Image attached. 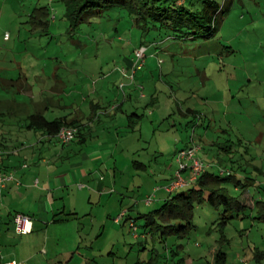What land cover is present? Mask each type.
Wrapping results in <instances>:
<instances>
[{
  "label": "rangeland",
  "instance_id": "374dc122",
  "mask_svg": "<svg viewBox=\"0 0 264 264\" xmlns=\"http://www.w3.org/2000/svg\"><path fill=\"white\" fill-rule=\"evenodd\" d=\"M212 1L223 8L215 35L183 40L163 34L156 40L166 50L156 55L151 41L156 32H143L127 11L112 9L71 25L57 0H0V96L30 105L26 84L38 94L37 81L56 72L58 77L68 74L74 86L81 89L83 85L86 93L96 92L92 97L106 108V97L116 98L127 89L132 93L124 102L128 120L134 110L140 115H133L135 126L127 125L124 138L117 141L121 144L115 153L117 165L92 169L105 179L102 190L110 192L102 201L80 199L78 213L64 212L63 200L57 196L55 201L61 206L56 204L50 211L54 221L50 230L38 227L28 235L16 234L12 216L2 209L0 264L13 258L22 262L25 252L36 255L25 264H145L152 252L166 251L167 244H179L190 264L213 260L221 235L217 222L226 214L223 208L207 202L199 205L190 235L170 237L167 242L145 235V219L140 215L162 206L161 200L156 202L159 193L152 203L146 198L161 185L159 175L178 163V149L186 146L193 133L202 138L193 141L202 145L203 159L204 144L211 142L208 157L216 164L211 169L241 180L239 187L227 185L231 195L249 201L252 207L254 198H264V0H228L226 5V0ZM44 7L50 9L48 17L46 9L36 10ZM142 40L151 44L145 66L132 80L136 85L124 87L129 81L122 68L125 59ZM7 79L19 83L11 85ZM77 79L84 84L76 83ZM6 107L0 106V125L9 117ZM188 107L199 110L200 117L181 115ZM59 112L51 108L47 115L55 118ZM17 117L25 119L24 114ZM105 136L112 137L111 131ZM96 180L97 175L88 178ZM128 206L132 215L116 222ZM252 207L240 215L227 213L234 215L226 228L230 239L225 246L227 264H264V256L260 262L255 258L257 251L264 254V220L256 218ZM38 210L37 206L27 212L36 216ZM6 232L10 237H2ZM22 241L25 246H19ZM12 247H17L16 254L9 256ZM158 264L167 262L163 258Z\"/></svg>",
  "mask_w": 264,
  "mask_h": 264
},
{
  "label": "crops",
  "instance_id": "0c3cea01",
  "mask_svg": "<svg viewBox=\"0 0 264 264\" xmlns=\"http://www.w3.org/2000/svg\"><path fill=\"white\" fill-rule=\"evenodd\" d=\"M152 44H154L152 47L156 49V51H153L156 55L165 52L166 48H163L162 44L157 42V40L152 42ZM134 49L130 58L125 59L126 64L122 67L128 71L132 70L134 64ZM159 59L161 58L159 57ZM67 76L69 75L58 77L56 72H52V77L54 78L50 76L40 78V83L37 81V84L40 85L38 94L32 90L31 85L26 84L27 95L31 97V101H28L30 105L25 104L23 100L18 101L12 96H0V106H7L5 111L9 115L8 118L2 119L3 122L0 125V145L6 152L0 164L3 169L13 171L16 175L15 177L19 180V182H10L4 188L0 187V213H2V209L7 210L3 214L8 212L9 216H12L13 221L16 211L30 213L27 211L31 209L34 211L38 206L39 210L36 216L30 213L34 222L32 234L38 227L43 228L44 226L48 230L54 223L50 218V211L55 209L54 205L56 204L61 206V203L55 201L57 196H60L63 200L62 211L78 213L77 200L81 199L82 202L94 203L102 201L104 194L109 195L110 192L102 190L104 189L103 186L105 187L106 185L105 179L102 180L103 177L100 178L99 170L92 172V169H96L100 164L117 165L115 153L118 147H121V144H117V141H122L121 138H124L123 134L126 132L124 130L130 123L127 117L129 111L124 110V102L132 98L130 91L127 89L124 93L120 91L116 98L107 95L104 105L109 108H106L92 97L96 92L86 93L83 85L81 89L77 86L75 87L73 80L68 79L69 77ZM7 82L11 83V85L19 83L13 79ZM75 82L84 84L83 79H77ZM136 83V81L132 82L129 79L128 84H125L124 87H130L136 85ZM23 88L24 86L19 90L21 91L22 89L23 92ZM151 100L154 101V97ZM24 106L27 108L24 109ZM51 108H59L61 110L57 117L67 116L70 120H80L84 124L82 129L84 136L78 137L69 143H64L60 141L58 136H50L42 133V131H36L28 127L27 120L30 114L43 111L44 115L49 118L47 114ZM22 109L24 111H21ZM17 114H24L25 119L16 118ZM181 115L186 116L188 112L183 110ZM109 131H111L112 137L105 136L106 132ZM39 132L41 135L35 143L34 139L38 138ZM84 137L86 140L82 139ZM195 139L199 140L200 138H194L191 135L187 138L185 145L193 144ZM210 143L209 141L205 142L203 152L206 161L213 164L212 167H208L209 169L213 168L215 164L208 157V146ZM177 165L178 163L173 164L167 171H163L165 172L164 174L159 175L160 180H162L161 185L168 183L174 177ZM94 175H97L96 182L88 181V178L91 177L93 179ZM73 186L76 188L71 191L70 189ZM157 193L159 195L156 202L159 200L164 202L170 195L165 189L159 190ZM72 197H74V200L69 202L68 199ZM131 208L132 206L125 208L119 217L116 218V222H121L126 216L129 218L128 215H132L133 211ZM2 220L0 218V222ZM9 233H3L2 237L3 235L10 237ZM19 246H25V241L20 242ZM17 247H12L13 252L10 251L7 254L9 256L16 254L15 249ZM21 254L22 256L24 255L22 261L25 262H30L36 258L35 253L28 254L25 252Z\"/></svg>",
  "mask_w": 264,
  "mask_h": 264
},
{
  "label": "trees",
  "instance_id": "16d2710c",
  "mask_svg": "<svg viewBox=\"0 0 264 264\" xmlns=\"http://www.w3.org/2000/svg\"><path fill=\"white\" fill-rule=\"evenodd\" d=\"M57 1L62 2L64 5L65 17L70 20L71 25L89 21L90 17L103 16L106 11L112 9L127 11L134 19L135 25L143 32H156V36L151 40L153 42L156 41V37H164L163 34L167 37L169 36L183 40L209 38L215 35L216 31L219 30L220 23L218 15L223 10L218 3L212 0ZM227 2L229 1L226 0L224 5H226ZM39 9H46L48 11L45 13L46 17L49 16V8H37L36 10ZM41 23L46 24L45 21L42 20ZM143 42L144 40L141 41L139 46L147 45L149 48L151 47V44L148 45ZM137 47L138 46H136V48ZM136 48L134 49V52ZM186 112L200 117L199 110L192 107H188ZM133 115L138 116V118L140 117L138 112L130 114V127L135 126V123L137 122V119H134ZM27 121L28 127L36 131H42L50 136H58L60 130L64 126L78 127L79 133H77L75 139L84 136V134H82L84 124L77 119L70 120L67 116L49 119L44 115L43 111H37L30 114ZM194 131L195 128H193V132ZM192 137H196L195 133H193ZM82 139L86 140L85 137ZM183 148L179 150H182ZM204 160L212 167V163L206 161L205 158ZM215 166L216 164H214V167ZM222 171L225 172L224 169ZM240 181L241 180L239 179L237 180V177L234 174L224 176L213 169L206 168V170L199 176L196 183L194 182L193 184L170 193L169 197L164 200L161 207L155 208L151 212L143 213L141 215V217L145 219V235L150 236L153 241H157V239L160 238L162 242H167L166 239H170V237L181 239L189 236L196 227L194 217L198 206L207 202L214 208H223L226 214L217 222V227L221 235L218 240V247L215 250L213 260H205L202 264H227L228 253L225 250V246L230 242V239L226 235V228L230 219L234 217V215H227V213L231 212L240 215L245 213L250 206L252 207V205L249 204V201L241 200L239 197L231 195L229 192L227 185L233 183L236 187H239L241 184L239 183ZM252 209L257 212L256 218L264 220V198H254V206ZM173 245L174 247H171L167 244L166 251L162 253L152 252L151 258L145 262V264H158L163 258L167 264H190L188 258L181 255L180 245ZM263 256L264 254L261 252L257 251L255 253V258L258 262L261 261Z\"/></svg>",
  "mask_w": 264,
  "mask_h": 264
},
{
  "label": "built area",
  "instance_id": "2783aa9c",
  "mask_svg": "<svg viewBox=\"0 0 264 264\" xmlns=\"http://www.w3.org/2000/svg\"><path fill=\"white\" fill-rule=\"evenodd\" d=\"M5 37L8 38L9 33H7ZM148 50L149 46L147 45L138 46L134 52V64L132 70L128 71L125 68L123 69L124 74L128 76L131 81L135 80L136 73L145 66ZM162 61L163 59L160 60V62ZM78 130V127L75 126H64L60 130L58 138L64 143H69L75 139L77 133H79ZM201 150V145L195 142L190 146L179 150V155L177 158L178 167L175 169L174 178L165 185L155 186L154 192L148 195L146 198L147 203H152L155 201L156 193L159 190L165 189L168 191V193H173L180 188L186 187L190 184H193L194 182L196 183L199 176L206 170V168L209 167V164L206 163L205 160L200 156ZM5 153V150H3L2 146L0 145V161L2 160ZM15 176L16 175L13 171L3 169L0 164L1 188L6 187L10 182H19ZM13 221L15 231L19 235L29 234L31 231H33L34 222L30 215L22 212H16L14 214ZM132 226L136 229V225L134 223H132ZM7 264H25V262H19L18 260L14 259Z\"/></svg>",
  "mask_w": 264,
  "mask_h": 264
}]
</instances>
